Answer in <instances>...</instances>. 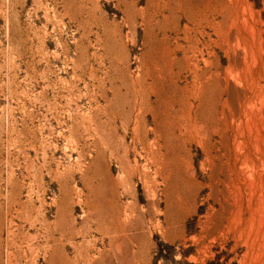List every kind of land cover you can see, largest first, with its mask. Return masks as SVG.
I'll return each instance as SVG.
<instances>
[{"label": "rangeland", "instance_id": "1", "mask_svg": "<svg viewBox=\"0 0 264 264\" xmlns=\"http://www.w3.org/2000/svg\"><path fill=\"white\" fill-rule=\"evenodd\" d=\"M174 1L0 0V264H264L238 181L256 157L249 101L264 112V0H227L221 28L197 20L198 0ZM117 205L131 258L110 246Z\"/></svg>", "mask_w": 264, "mask_h": 264}, {"label": "bare ground", "instance_id": "2", "mask_svg": "<svg viewBox=\"0 0 264 264\" xmlns=\"http://www.w3.org/2000/svg\"><path fill=\"white\" fill-rule=\"evenodd\" d=\"M174 1V0H173ZM163 2H165V1H163ZM171 2H172V0H171ZM175 2V1H174ZM233 2V1H232ZM181 3V2H180ZM157 4V3H156ZM155 4V5H156ZM161 4V3H160ZM172 4V3H171ZM170 4V5H171ZM235 4V10H238V9H242V10H245L247 7H252V5L248 2V0H237L236 1V3H234ZM167 5V4H166ZM172 5H174L175 6V3L174 4H172ZM157 6V5H156ZM164 6V5H163ZM197 10H196V16L199 18V19H197L200 23H202V22H206V24L207 25H214V26H219L220 28L221 27H223L224 26V24L225 23H227V13H229L228 12V4H227V0H198V3H197ZM160 8V7H159ZM192 8V7H191ZM230 8V7H229ZM152 9V8H151ZM146 10V9H145ZM135 11V10H134ZM156 11H157V9H156ZM159 11V10H158ZM138 12V11H137ZM155 12V11H154ZM231 12V11H230ZM237 12V11H236ZM254 13H255V11H254ZM135 16V15H134ZM219 16V17H218ZM246 15H244V17H245ZM133 17V16H132ZM229 17V16H228ZM218 18H220V19H218ZM243 18V17H242ZM241 20V19H240ZM255 21V20H254ZM243 22H244V24H245V26H248L249 24H248V21H247V19L246 18H244L243 19ZM226 25L227 24H225V27H226ZM241 25H242V23H241ZM211 27V26H210ZM229 28V27H228ZM256 28H257V26H256ZM223 29V28H222ZM203 30V29H202ZM218 30H219V28H218ZM226 30V29H225ZM229 30V29H228ZM228 30H226V31H228ZM251 30L253 31L254 29H253V27H251ZM208 32V31H207ZM207 32H205V33H207ZM216 32V31H215ZM248 32V31H247ZM220 33V32H219ZM221 34V33H220ZM247 34V33H246ZM207 35H208V33H207ZM228 36V35H227ZM226 36V37H227ZM250 38H251V36H250ZM203 46V45H202ZM194 47V46H193ZM192 47V48H193ZM196 48H197V46H196ZM206 48V47H205ZM194 49V48H193ZM211 55V54H210ZM177 58V57H176ZM170 59H168V61H169ZM166 61V60H165ZM171 61H172V59H171ZM207 61V60H206ZM144 63V62H143ZM158 63V62H157ZM205 63V62H204ZM209 63V62H208ZM188 64V63H187ZM207 64V63H206ZM205 64V65H206ZM148 65V64H147ZM204 65V66H205ZM209 65V64H208ZM145 66V65H144ZM173 66V65H172ZM171 66V67H172ZM194 66V65H193ZM159 67V66H158ZM192 67V66H191ZM207 67V66H206ZM205 67V68H206ZM196 69V68H195ZM199 69V68H198ZM156 70V69H155ZM169 70V69H168ZM202 71V70H201ZM210 71V70H209ZM152 72V71H151ZM208 73H210V72H205L204 74H202V76L204 77V80L202 79L201 81V83H200V78L198 79V82H199V84H201L200 86H199V88L200 89H203L204 87H209V85L211 86L212 84H210V82H212L210 79H211V75L210 74H208ZM175 74V73H174ZM194 74V73H193ZM177 75V74H176ZM149 76V75H148ZM163 73L162 72H160L159 71V73H158V75L156 74L155 76H154V83L156 82V80H158V79H164L163 78ZM172 76V75H171ZM195 76V75H194ZM227 76V75H226ZM140 77V76H139ZM142 77V76H141ZM228 77V76H227ZM158 78V79H157ZM174 78V77H173ZM198 78V77H197ZM224 78V77H223ZM229 78V77H228ZM215 79V78H214ZM165 80V79H164ZM210 80V81H209ZM141 81V80H140ZM222 81V80H221ZM134 82V81H133ZM165 82V81H164ZM214 82V81H213ZM151 83V82H150ZM195 83V82H194ZM160 84V83H159ZM228 84V83H227ZM136 85V84H135ZM149 85V84H148ZM174 85V84H173ZM196 85V84H195ZM142 87V89H143V86H141ZM157 87V86H156ZM155 87V88H156ZM196 87V86H195ZM135 88H136V86H135ZM146 88V87H145ZM145 88L143 89V90H145ZM154 88H152V90H153ZM162 89V88H161ZM198 89V88H197ZM210 89V88H209ZM149 90V89H148ZM164 90V89H163ZM192 90V89H191ZM159 91V90H158ZM162 91V90H161ZM204 91V90H203ZM203 91L201 90V92L200 93H203ZM205 91H207V90H205ZM219 91H220V94H218L219 95V101L218 102H220L221 103V106L222 107H224V105H225V98H224V92H225V86L221 83L220 84V88H219ZM137 91H135V93H136ZM140 92V91H139ZM141 92H143V91H141ZM150 92V91H149ZM195 92V91H194ZM155 93V92H154ZM158 93V92H157ZM190 93V92H189ZM199 93V94H200ZM151 94V93H150ZM149 94V95H150ZM153 94V93H152ZM156 94V93H155ZM159 94V93H158ZM162 94V93H161ZM146 95H148L147 94V92H146ZM206 95H207V93H206ZM138 96V95H137ZM140 96V95H139ZM138 96V97H139ZM165 97H166V95H164ZM197 96H198V93H197ZM204 96V95H203ZM194 97V96H193ZM159 98H161V97H159ZM171 98V97H170ZM174 98H175V96H174ZM186 98V97H185ZM199 98V97H198ZM207 99H208V96H207ZM142 100V99H141ZM145 100V99H144ZM151 100V99H150ZM217 100V99H216ZM259 100H260V103L261 104H263V102H264V95H260L259 96ZM138 101H139V99H138ZM156 101H157V98H156ZM162 101V100H161ZM206 101V100H205ZM142 102V101H141ZM158 102V101H157ZM250 102V105L249 106H247V108H250V111H248V110H245V112H246V116L248 117V122H247V127H249V130L251 131V133H252V140L250 141L251 142V144H252V146H253V148H254V150L256 151V157L254 156L253 157V155L254 154H252L251 156H252V158H250V159H246L247 161H245V164H246V169L244 170V168L242 167V166H240L239 167V170H238V181H240L241 180V175H245V178H244V182H243V180L241 181L242 183H244L245 185L244 186H246V187H248V190L247 191H249V194L248 193H246V194H248V198H247V206H248V208H249V211H250V216H249V218H248V223H249V226H250V228L251 229H253L254 227L257 229V230H262V228H263V226H264V160H262L261 158H260V156H261V154H259V152H260V150H261V147L264 145V134L262 133V130L264 129V112H263V110L260 108V107H258L257 108V105H256V102H253V101H249ZM147 103V102H146ZM164 103V102H163ZM167 103H169V102H167ZM171 103V102H170ZM145 103H144V101L141 103V104H139L142 108H143V105H144ZM156 103H154V105H155ZM249 104V103H248ZM153 105V106H154ZM162 105V104H161ZM200 105V104H199ZM227 105V104H226ZM146 106V105H145ZM156 106V105H155ZM160 106V105H159ZM164 106V105H163ZM165 106H166V104H165ZM169 106V105H168ZM134 107H137L136 105L134 106ZM148 107H149V110L148 111H150V110H152L153 109V107H152V103L150 102V101H148ZM162 107V106H161ZM174 107V106H173ZM186 107V106H185ZM204 107V106H203ZM203 107H199V108H203ZM214 108V107H213ZM135 109V108H134ZM146 109V108H145ZM158 109V108H157ZM254 109H256V111H254ZM141 109H139V111H140ZM144 110V109H143ZM156 110V109H155ZM199 110V109H198ZM143 112V111H142ZM147 112V110L145 111V113ZM144 113V112H143ZM157 113V112H156ZM160 113V112H159ZM216 113H217V110H216ZM137 114V113H136ZM139 114V113H138ZM213 114V113H212ZM154 115V114H153ZM160 115V114H159ZM140 116V115H139ZM138 116V117H139ZM194 116V115H193ZM141 117V116H140ZM159 117V116H158ZM187 117V116H186ZM217 118H219V117H217ZM217 118H216V120H217ZM193 119V118H192ZM191 119V120H192ZM147 120V119H146ZM176 120V119H175ZM180 120V119H179ZM137 121V120H136ZM144 121H145V119H144ZM221 121V120H220ZM146 122V121H145ZM215 122V121H214ZM217 122V121H216ZM210 123V122H209ZM142 124H143V122H142ZM189 124V123H188ZM217 124V123H216ZM222 124V123H221ZM209 125V124H208ZM145 126H146V124H145ZM217 126H218V124H217ZM220 126V125H219ZM222 126V125H221ZM194 127V126H193ZM214 127V126H213ZM198 128V127H197ZM208 128H209V126H208ZM212 128V127H211ZM151 129V128H150ZM213 129V128H212ZM218 129V128H217ZM219 129H220V131H221V133H224V127H222V128H220L219 127ZM218 129V130H219ZM146 130V129H145ZM214 130V129H213ZM212 130V131H213ZM202 131V130H201ZM204 131V130H203ZM208 131H210V130H207V132ZM207 132L206 131H204V136H205V139L206 140H208V138L210 139H212V136H210L209 137V133L207 134ZM211 132V131H210ZM144 133V132H143ZM157 133V132H156ZM155 133V134H156ZM212 133V132H211ZM226 133V132H225ZM139 134V133H138ZM138 134H137V136H138ZM148 133H146L145 134V138H146V141L148 140ZM225 137V136H224ZM143 138V137H142ZM203 138V137H202ZM141 139V138H140ZM156 139V138H155ZM223 139V138H222ZM249 139V138H248ZM162 140V139H161ZM141 141V140H140ZM139 141V142H140ZM156 141V140H155ZM160 141V140H159ZM211 141V140H210ZM143 142V141H142ZM235 142H237V141H235ZM148 143V142H147ZM157 143V142H156ZM236 144V143H235ZM240 142L237 144V146H240ZM144 145V144H143ZM147 145V144H146ZM162 145V144H161ZM131 146V145H130ZM134 146V145H133ZM149 146V150L147 149H145L146 150V153H147V156H148V158H149V160H150V162L153 164H156L157 165V169H159L160 170V168L162 167V162H164L163 161V155L160 153L161 152V150H157V151H153L152 149L153 148H151V146L150 145H148ZM147 146V147H148ZM250 146V145H249ZM251 146V147H252ZM152 147H154V146H152ZM156 147V146H155ZM163 147V146H162ZM264 147V146H263ZM126 148H127V146H126ZM144 148V147H143ZM157 148V147H156ZM135 149H136V147H135ZM158 149V148H157ZM165 149V148H164ZM167 149V148H166ZM156 150V149H155ZM248 152H249V150H248ZM246 153V157H248L247 156V154H250V153ZM254 153V152H253ZM128 156V155H127ZM264 159V158H263ZM148 160V161H149ZM136 161V160H135ZM244 162V161H243ZM126 163L127 164H129V163H131V161L130 160H126ZM242 165H243V163H241ZM130 165V164H129ZM128 165V166H129ZM151 165V164H150ZM165 165H166V163H165ZM164 165V166H165ZM122 166H123V164H122ZM152 166V165H151ZM126 168L127 169H125L126 170V172L128 173V174H130L131 176H133L134 175V173H135V170H137V168L139 169L140 167H139V165L136 163L135 164V167H132V166H129V167H127V165H126ZM135 169V170H134ZM141 170H142V168H140ZM263 169V170H262ZM144 171V177L145 178H147L148 177V174H147V172H146V170L144 169L143 170ZM138 172H140V171H138ZM159 172V171H158ZM142 173V172H141ZM129 176V175H128ZM124 179H126V178H124ZM240 179V180H239ZM154 180V179H153ZM231 181H232V178L230 179ZM236 180V179H235ZM151 181V180H150ZM122 182V181H121ZM241 182H237V180H236V182L234 183L235 185H236V188H235V192H234V195H235V197H236V199L234 200V205L236 206V214H235V216H236V219L237 220H242V214H243V198H244V194H243V191H242V189H241V187L237 184V183H240V185L242 184ZM227 185V184H226ZM229 185V184H228ZM227 185V186H228ZM245 187V188H246ZM117 190V189H116ZM246 191V192H247ZM119 194V193H118ZM111 195V194H110ZM120 198V197H119ZM102 201V200H101ZM109 201V200H108ZM105 202V201H104ZM99 203V202H98ZM117 204H119V203H117ZM119 205H121V204H119ZM233 205V206H234ZM109 207V206H108ZM123 207V205L121 206V208ZM134 207V206H133ZM124 208V207H123ZM124 209H126V208H124ZM123 209V210H124ZM115 210V211H114ZM104 211V213H105V210H103ZM107 211H109V209H107ZM102 212V211H101ZM232 212V211H231ZM109 213H111V211L109 212ZM124 213H126L125 211L124 212H122L121 211V209H120V207L117 205L114 209H113V211H112V217H113V220L111 219V223L110 224H112V222H115V226L113 227L112 225V231H114V235H110V246H112L114 249H117V250H121V253L123 252V253H125L126 254V258H131V257H133L132 255H135V250H133V245L135 244V242H134V244H133V242L132 241H134L133 239H135L134 237H133V239L131 238V233L130 234H128L130 231H129V229L127 228V223L129 222L128 221V214L126 213V214H124ZM234 213V212H233ZM105 214H107V212L105 213ZM123 214H124V217H123ZM234 215V214H233ZM110 216V215H109ZM133 216V215H132ZM138 216V215H137ZM107 217V216H106ZM112 217H110V218H112ZM135 217V216H134ZM134 217H132V218H134ZM139 218H141V217H139ZM100 219V218H99ZM235 219V218H234ZM135 220V219H134ZM104 221V220H103ZM139 221V220H138ZM141 222V221H140ZM101 223V222H100ZM108 223V222H107ZM129 224H130V222H129ZM140 225V224H139ZM241 225V224H240ZM110 225L108 226V228L109 227H111ZM231 226V225H230ZM107 228V229H108ZM109 230H110V228L108 229V232H109ZM256 230V231H257ZM107 231V230H106ZM129 231V232H128ZM136 231V230H135ZM100 232H101V230H100ZM104 232V231H103ZM113 233V232H112ZM135 233V232H134ZM129 235H130V237H129ZM132 235H134V234H132ZM135 236V235H134ZM137 239V238H136ZM96 244V243H95ZM95 247V246H94ZM90 248V247H89ZM105 249V248H104ZM92 250V249H91ZM100 251V250H99ZM104 251V250H103ZM102 251V252H103ZM84 252V251H83ZM88 252V253H87ZM106 252V251H105ZM86 253H87V255H88V257L90 258V260H94L92 257H94V256H92L90 253V250L89 251H86ZM119 253V252H118ZM95 254V253H94ZM110 254V253H109ZM125 254H123V258H124V256H125ZM106 255V254H105ZM84 256V255H83ZM107 256H109V255H107ZM88 257H87V260H88ZM102 257V256H101ZM120 257V256H119ZM119 257H118V259H119ZM95 258H97V257H95ZM111 260V259H110ZM100 261H102V260H100ZM129 261V260H128ZM135 261V260H134ZM92 262V261H91ZM124 262V261H123ZM95 263V262H94ZM99 263V262H98Z\"/></svg>", "mask_w": 264, "mask_h": 264}]
</instances>
